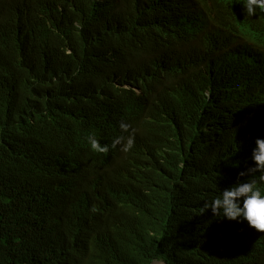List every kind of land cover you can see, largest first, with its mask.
<instances>
[{
    "label": "trees",
    "instance_id": "obj_1",
    "mask_svg": "<svg viewBox=\"0 0 264 264\" xmlns=\"http://www.w3.org/2000/svg\"><path fill=\"white\" fill-rule=\"evenodd\" d=\"M229 1L0 0V264H264V232L203 209L264 138Z\"/></svg>",
    "mask_w": 264,
    "mask_h": 264
},
{
    "label": "clouds",
    "instance_id": "obj_2",
    "mask_svg": "<svg viewBox=\"0 0 264 264\" xmlns=\"http://www.w3.org/2000/svg\"><path fill=\"white\" fill-rule=\"evenodd\" d=\"M219 10L221 17L218 23H215L209 10L200 6L194 8L188 16L184 30L194 31L201 23L225 24L229 27L233 47L248 60L260 62L263 59L264 46L257 40L256 30L264 27V0H230L221 4ZM119 128L122 133L129 135L115 137L111 148L120 145V150L127 153L134 146L135 129L129 132L131 125L123 121L120 122ZM87 140L92 151H109V145H102L94 135H90ZM250 159L253 166L239 175L256 178L238 180L221 190L210 202L206 201L203 209H211L215 216L229 221H246L249 227L264 232V138H256Z\"/></svg>",
    "mask_w": 264,
    "mask_h": 264
},
{
    "label": "bare ground",
    "instance_id": "obj_3",
    "mask_svg": "<svg viewBox=\"0 0 264 264\" xmlns=\"http://www.w3.org/2000/svg\"><path fill=\"white\" fill-rule=\"evenodd\" d=\"M102 12H103V11H102ZM43 19H44V18H43ZM60 20H61V19H60ZM3 33H4V32H3ZM4 34H5V33H4ZM161 59H162V58H161ZM161 59H160V60H161ZM85 140H86V138H85ZM80 147H81V146H80ZM72 156H73V155H72ZM83 156H84V155H83ZM82 159H83V158H82ZM82 159H81V160H82ZM87 184H88V183H87ZM90 189H91V188H90ZM73 193H74V192H73Z\"/></svg>",
    "mask_w": 264,
    "mask_h": 264
}]
</instances>
